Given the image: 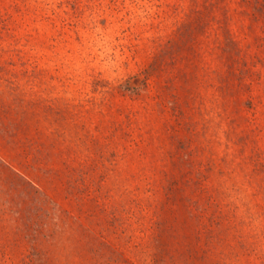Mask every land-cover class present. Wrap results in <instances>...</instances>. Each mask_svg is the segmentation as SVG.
I'll return each instance as SVG.
<instances>
[{
	"label": "rangeland",
	"instance_id": "374dc122",
	"mask_svg": "<svg viewBox=\"0 0 264 264\" xmlns=\"http://www.w3.org/2000/svg\"><path fill=\"white\" fill-rule=\"evenodd\" d=\"M0 264H264V0H0Z\"/></svg>",
	"mask_w": 264,
	"mask_h": 264
}]
</instances>
